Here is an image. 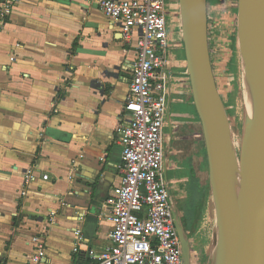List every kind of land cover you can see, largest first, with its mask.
I'll list each match as a JSON object with an SVG mask.
<instances>
[{"label": "crops", "instance_id": "obj_1", "mask_svg": "<svg viewBox=\"0 0 264 264\" xmlns=\"http://www.w3.org/2000/svg\"><path fill=\"white\" fill-rule=\"evenodd\" d=\"M99 1L18 0L8 17L0 15L2 264H29L35 235L46 243L39 264L86 262L88 248L110 243L105 201L122 176L118 128L136 48L122 39L120 25L99 9ZM170 28L177 45L164 127L166 173L176 165L168 129L173 126L174 139L184 141L195 129L197 112L184 74L181 28L176 23ZM188 113L192 119L183 118ZM28 172L35 179L23 194ZM76 229L84 236L80 253L73 251Z\"/></svg>", "mask_w": 264, "mask_h": 264}, {"label": "built area", "instance_id": "obj_2", "mask_svg": "<svg viewBox=\"0 0 264 264\" xmlns=\"http://www.w3.org/2000/svg\"><path fill=\"white\" fill-rule=\"evenodd\" d=\"M17 1L0 0V15L8 17ZM98 5L120 25L122 39L135 44L136 58L131 65L130 91L123 102L124 118L118 128L122 176L105 201L112 223L110 243L101 250L88 248L83 264H182L175 204L166 179L164 127L173 80L170 59L177 45L170 36V3L100 0ZM48 177L43 175L44 179ZM34 179L35 175L28 172L23 194ZM51 215L54 217L55 211ZM74 236L73 251L80 253L82 230L76 229ZM32 241L35 251L28 262L39 264L46 254V243L39 235Z\"/></svg>", "mask_w": 264, "mask_h": 264}, {"label": "water", "instance_id": "obj_3", "mask_svg": "<svg viewBox=\"0 0 264 264\" xmlns=\"http://www.w3.org/2000/svg\"><path fill=\"white\" fill-rule=\"evenodd\" d=\"M179 7L184 74L190 79L202 124L216 209L215 264H264V0H238L239 39L250 70V101L238 168L211 58L208 0H179ZM176 225L182 264H191L190 242L182 226Z\"/></svg>", "mask_w": 264, "mask_h": 264}, {"label": "rangeland", "instance_id": "obj_4", "mask_svg": "<svg viewBox=\"0 0 264 264\" xmlns=\"http://www.w3.org/2000/svg\"><path fill=\"white\" fill-rule=\"evenodd\" d=\"M169 3L171 7L170 22L171 24L176 23L179 31L181 22L179 0H169ZM208 6L211 26L209 32L211 58L216 72L217 86L231 123L237 118L239 95L238 0H209ZM182 48L184 50L183 46ZM177 99V96L173 97V107ZM188 103L189 101L186 99L185 104ZM190 109H192V104H190ZM189 113L183 118L192 119ZM193 116L196 122L193 133L186 135L184 141L173 142V148L169 150V153L170 160L179 165L181 175L187 177L184 182L188 189V197L184 202V207L191 213L195 226L194 235L191 237V244L194 247L191 253V264H205V247L210 241L209 238L216 236L217 225L216 217L213 216L210 222L206 219V207L213 198L209 183V167L202 124L197 112ZM171 172L172 170L169 169V173ZM175 200L178 209L180 210L181 206L183 209L181 201Z\"/></svg>", "mask_w": 264, "mask_h": 264}, {"label": "bare ground", "instance_id": "obj_5", "mask_svg": "<svg viewBox=\"0 0 264 264\" xmlns=\"http://www.w3.org/2000/svg\"><path fill=\"white\" fill-rule=\"evenodd\" d=\"M238 54L240 59V68L238 73V90L237 99V118L230 123L229 145L233 158V162L238 168L241 150V141L244 133L245 119L248 112L250 101V70L246 57L245 45L242 40H238ZM235 118V117H234ZM240 137V138H239ZM216 217V209L214 201L211 199L206 207V219L208 222ZM210 241L205 247L206 260L205 264H215V236L209 238Z\"/></svg>", "mask_w": 264, "mask_h": 264}, {"label": "flooded vegetation", "instance_id": "obj_6", "mask_svg": "<svg viewBox=\"0 0 264 264\" xmlns=\"http://www.w3.org/2000/svg\"><path fill=\"white\" fill-rule=\"evenodd\" d=\"M168 126V125H167ZM169 127V126H168ZM176 128H178L176 126ZM171 133V134H170ZM175 129L172 126V132L170 131V129H168L167 134L169 135V142H170V146L171 149L173 148V142H177V140H175ZM178 167L179 165H175L174 167H172L170 170H172L171 173H166V179L170 185V189H171V194L173 196V200H174V215H175V220L176 223H178L179 225L182 226V230L184 232L185 237L189 240L190 242V246H191V253L193 252V244H191V237L194 235V224H193V218L191 213L188 211V209H186L184 207V202L187 201V197H188V189L185 187V182L184 179H180L181 177H178L179 173H178ZM178 199L180 200L181 204H183V209L181 206V209L179 210L177 207V203L176 200ZM179 233V232H178Z\"/></svg>", "mask_w": 264, "mask_h": 264}, {"label": "trees", "instance_id": "obj_7", "mask_svg": "<svg viewBox=\"0 0 264 264\" xmlns=\"http://www.w3.org/2000/svg\"><path fill=\"white\" fill-rule=\"evenodd\" d=\"M209 1V0H208ZM83 263H86L85 261L84 262H79V264H83Z\"/></svg>", "mask_w": 264, "mask_h": 264}]
</instances>
